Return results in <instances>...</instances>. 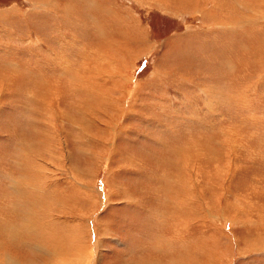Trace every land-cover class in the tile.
Masks as SVG:
<instances>
[{
	"label": "rangeland",
	"instance_id": "374dc122",
	"mask_svg": "<svg viewBox=\"0 0 264 264\" xmlns=\"http://www.w3.org/2000/svg\"><path fill=\"white\" fill-rule=\"evenodd\" d=\"M187 1L188 7L178 0H0V75L6 77H0V200H18L6 193L10 176L22 174L14 146L25 132L35 140L18 141L33 147L24 159L27 190L43 191L36 186L38 172L52 200L70 202L78 200L76 191L88 193L80 217L86 227L104 231L97 264L172 257L177 263L224 264L220 251L207 250V258L200 244L184 252L173 216L167 213L165 224L155 217L170 210V202L162 206L156 194L166 174L180 176L170 181L175 190L199 204L198 218L186 214L191 220L182 239L201 237L207 248L229 250L238 242L241 249L225 257L228 264H264V0H202L204 15ZM86 55L98 60L95 83L115 87L117 99L125 90L123 100H115L118 113L80 112L79 102L92 88L81 85L79 92L72 78L84 76L78 67ZM111 72L118 87L109 82ZM45 81L57 90V110L82 122L57 120L56 109L45 114L54 138L38 145L26 120L29 109L41 107L35 94L44 92ZM81 117L91 123L83 125ZM183 149L197 153L194 187L192 164L178 157ZM38 157L50 159L39 167ZM43 238L48 240L39 234ZM247 241L259 249L245 253ZM91 255L97 258V252Z\"/></svg>",
	"mask_w": 264,
	"mask_h": 264
},
{
	"label": "bare ground",
	"instance_id": "6f19581e",
	"mask_svg": "<svg viewBox=\"0 0 264 264\" xmlns=\"http://www.w3.org/2000/svg\"><path fill=\"white\" fill-rule=\"evenodd\" d=\"M189 1L191 3V7H193L194 11L197 10L198 12H200L201 15H204L201 13V11L203 9V7H201L202 0H199L200 2H198V1L196 2V0L195 1L189 0ZM177 3L180 6L188 7L187 5L189 2L187 0H178ZM98 5H99V3H98ZM216 6H217V3H216ZM220 6H222L224 9L226 8V7H224L223 3H221ZM220 6H217L215 8H220ZM226 10H229V9H226ZM106 45H107V43H106ZM113 46L116 47L115 44ZM117 47L114 50H116ZM82 58H83L84 62H82L80 64V66L78 67V70H79V68H80V70L82 69L84 76L82 77V75H81V77H80V76L75 75L74 78H72V82L74 85H77V83H78V86L75 87V89H77L79 92H82L83 88H86V89L92 88V89L90 90L89 96L86 97V100H82V101H80L81 99L79 100L80 101L79 103H81V105H82L80 112L84 115H88L90 112H92L94 115L95 110H97L96 112L101 113L102 111H104L106 109H110L111 113H114V114L118 113L119 111L117 109V104L115 101L117 99V97L112 95V93L115 92V90H117V89H115V87L113 86L114 88H106V90H107L106 91L104 89V86H100V84L98 85L97 83L94 82V80H92V79H94V77L98 76V74L100 73V70H97L95 68V66H96L95 60H97L96 56L89 55V57H88L86 55V57L82 56ZM85 58H86V60H85ZM66 76H67V74H66ZM115 76L116 75L112 74V72H111V74L107 77H111V79L109 81L110 84L117 86V84L115 82V78H116ZM0 77L2 78L1 80L6 78L5 76H1V75H0ZM99 78L102 81L106 80V79H101V76ZM96 81H98V80H96ZM4 82H7V81H4ZM42 85L45 86L43 88L44 92L35 94L36 96H38L36 98L39 101V103L41 104V107L37 110L36 109H29V112H33V115L29 114L28 120H26L30 125L31 132H32L31 134L32 135L34 134V136H35L34 138L37 139L36 143H38V145H40L41 140L43 138H47V136L54 138V137H52V132L54 133L55 128H54V126L49 125V122L47 121V119H49V118L47 116H45V114H47V113L49 114L50 112H51V114H53L52 111H55V109L57 110L60 108V107H58V104L56 103L57 97H58L57 96V90H55V88H53L52 85L46 81ZM81 85L83 88H80ZM26 91L29 92L27 89H26ZM101 92H105L104 95H100ZM93 93L95 94V96H99L101 99H104V100L103 101L98 100L97 98L94 97ZM109 95L111 96V99H109ZM125 95H126L125 90H122L121 91V98L119 97V99H117V100L119 101L121 99V101H122ZM82 98H84V96ZM121 101H119V102H121ZM22 106L23 107L20 108V111L22 110V108L23 109L25 108V104ZM121 106H119V107H121ZM78 107H79V105H78ZM101 108H103V109H101ZM41 111H43V112L41 113ZM128 111H131V109L128 108ZM37 113H39L40 115L38 116ZM59 116L61 118H63L65 122H69V124L72 126L74 125V123L80 124L82 122V120L80 118H78L79 120L77 119L78 122H76V119H66V117L64 116V112L62 113V112H59L57 110L56 111V119L57 120H59ZM83 117H85V116H83ZM82 119L86 120L82 123L83 125H88L91 123V122H88L89 120L87 118H82ZM112 119H115V118H112ZM54 124H55V122H54ZM96 127H98V126H96ZM122 130L123 129L118 130V132H120ZM81 132L79 130V134H78L80 136L79 139L75 136H72V135H70L69 137L77 138L78 141H82V140H84V138H86V136H84ZM94 132H95L94 134L99 135L98 133H96V131H94ZM105 134L108 138L110 137V133L108 130L107 131L105 130ZM28 136H31V135H28L25 132H23V134L20 135L19 139L20 138L31 139L32 144H34L35 140L32 137L29 138ZM19 139H17V141H15L14 147L18 151V160H16V161L19 164V168H20L22 174H20L19 177H17V178L15 175L10 176V178H9L10 180H8V185H7V187L10 188V191H8V194L6 193V195L8 197H10V195L13 196L14 194H17L16 196H17L18 200H11L10 203H9V200H0V264H16L17 261H18V263L20 262V264H97L98 263V255H99L98 252L100 251V248L102 246V237L104 236V234H103L104 231L103 232L101 231V225H98L96 227H93V226L86 227L84 220H83L84 218L80 217V215H81L80 209L84 206V202L87 201L83 198V197H85L84 193L86 195L88 193L83 190L82 196H80L79 193L76 191V196H78V198H77L78 200H73V198H72V199H70V202H67L66 199L65 200H52V198L49 196L50 193H48L49 187L46 185L47 183L44 184V183H42L43 181L41 182V177H39L41 174H38V172H37V174H35L38 178L37 179L38 184L36 186L39 185L38 187L40 189H42L43 191L40 190L39 192H36V191L31 192V191L27 190V188L28 187L30 188L31 186L29 185L28 179H27L29 168L26 165L24 159H25V153L27 155L28 154L27 151L32 146H30L28 143H26L22 140L19 143L18 142ZM102 139H105V138H102ZM106 141H107V139H106ZM47 144L50 145L48 141H47ZM60 144H61V142H60ZM42 145H45V144H42ZM85 145H86V143H85ZM31 149H33V147ZM179 149H180V147H179ZM80 150H84V149L80 148ZM15 151L16 150H14V152ZM50 151H51V149H50ZM53 151H54V153H57L56 150H53ZM174 153H173V155H174ZM14 157H16V156H14ZM178 157H179V159L182 158L181 162L183 164H185L184 159L185 160L189 159L188 163L192 164V165H190L191 171L193 174H195V176H194L195 178L192 179L191 185L194 187L193 183L195 181H197L196 180V177H197L196 174H198V168L196 167L197 153L193 152V151L192 152H186L183 149L182 151H180V154H178ZM47 159H50V158L38 157V164L37 165L39 167H43L40 165H41V163L44 164V162ZM14 163H16V162H14ZM14 163H12V164H14ZM36 170H38V169H36ZM189 174H191V173H189ZM9 175H10V173H9ZM176 176H177V174L169 177V174H166V176L162 182V184H164L163 187H165L164 190H163V187H162L161 181H160L159 187H161L162 190L160 191V188H157L156 194L158 195V197H159V195H160V197L162 196V200H163L162 204H161L162 206H166V204H167L166 201L170 202V203H168L170 210L168 209L169 210L168 211V210L163 208L164 209L162 211L163 214L161 215L158 212H155V213H157L155 215V217H158V218L162 217L161 223L165 224L166 219H167V213H169L170 215L173 216V218H171V223L173 222V220L177 223V225H176L177 227L175 228L177 231V236L176 235L175 236L178 238L177 243L183 248L184 252H187V250H189L190 247H192V246L197 247V248L202 246L201 248L203 250H205V252H204L205 254H207V250L211 254H216L217 251H220L222 253V257L224 258V264H228V261L225 260V257L228 256L229 254H232V255L236 254L237 249H241V247H239L237 245L238 242L237 243L234 242L235 247H236V250L234 251L235 247L233 249L230 248V250L224 249V248H222L223 250L221 248L217 249L216 247L207 248L205 245L204 246L202 245V243H204V242H203V239L201 237H198V238L194 237L192 239L191 238L190 239H182L181 238V234H183L185 232V229H187L188 219H190L186 214L188 212H191V213H193V216H196V214L199 215L200 212L199 213L197 212V209L199 208L198 207L199 204L195 200H192L191 203L188 201L189 198L192 197V195L189 194L187 197V196H185V194H183V197H182V195H180L178 193V190H175V188H177V185L173 182H170V181L173 180V181L177 182L180 176L178 175L179 177H177V179H175ZM208 176H210V181H211V179L215 180V173L208 174ZM181 178H183V177H181ZM221 178H223V177L221 176L220 179ZM25 190L29 191L30 193L26 192ZM192 192L194 193V191H192ZM24 198L26 200H24ZM80 198H81V200H80ZM77 202H78V204H77ZM155 211H156V209H155ZM66 212H68V214L70 213L71 217H67L66 215H62V213H66ZM184 212H185V214H184ZM191 213H189V214H191ZM196 218H198V217L196 216ZM192 219H193V217H192ZM196 220H198V219H196ZM58 222H60V226H58ZM192 222H194V220ZM253 224H255V223H253ZM195 225L196 224L193 223L192 226L194 227ZM39 234H44L48 238V240L43 238L41 241L39 239ZM208 237H210V236H208ZM163 240L165 241L166 238L162 237L161 241H163ZM13 241H15L16 244L10 243ZM172 242H170V240L165 241V243L167 245L169 243H172ZM91 243L93 244L92 248L90 247ZM160 244H159V246H157V248L159 247L158 249L161 252H163L164 251V245H162V244L160 245ZM163 244H164V242H163ZM246 244L249 246L248 247L246 246L247 247L246 249L244 248L245 250H243V251L245 253L247 252V250L252 251V250H255L257 248L259 249V247L255 246L254 244H252V243L249 244L248 241ZM179 245H177V247ZM95 252H97V258L96 259L94 258L93 255H91L92 253H95ZM239 252L241 253L242 251H239ZM244 252L241 253V256H244V254H245ZM208 257L209 256L207 254V258ZM148 261L149 260H145V261L142 260L140 262L137 261V263L149 264ZM133 263H135V262L133 261ZM108 264H120V263H115V262L112 263L111 262ZM153 264H186V263L184 261H180L179 263H177V262H175V258L172 257L171 260H169V261H163L161 259V261L156 260ZM212 264H222V263H218V262L214 261Z\"/></svg>",
	"mask_w": 264,
	"mask_h": 264
},
{
	"label": "crops",
	"instance_id": "0c3cea01",
	"mask_svg": "<svg viewBox=\"0 0 264 264\" xmlns=\"http://www.w3.org/2000/svg\"><path fill=\"white\" fill-rule=\"evenodd\" d=\"M21 106H22V105H21ZM17 108H18V107H17ZM20 113H21V111H20ZM30 114L33 115V112H31ZM16 141H17V140H16Z\"/></svg>",
	"mask_w": 264,
	"mask_h": 264
}]
</instances>
